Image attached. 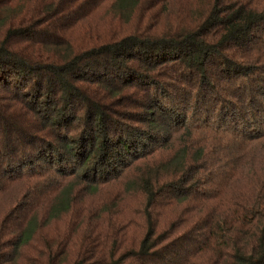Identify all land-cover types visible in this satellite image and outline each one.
Segmentation results:
<instances>
[{
    "label": "trees",
    "instance_id": "1",
    "mask_svg": "<svg viewBox=\"0 0 264 264\" xmlns=\"http://www.w3.org/2000/svg\"><path fill=\"white\" fill-rule=\"evenodd\" d=\"M28 1L0 0V264H264V0Z\"/></svg>",
    "mask_w": 264,
    "mask_h": 264
},
{
    "label": "rangeland",
    "instance_id": "2",
    "mask_svg": "<svg viewBox=\"0 0 264 264\" xmlns=\"http://www.w3.org/2000/svg\"><path fill=\"white\" fill-rule=\"evenodd\" d=\"M26 1H28V0H26ZM29 2V1H28ZM187 13V12H186ZM106 13H102V12H100V13H97V17L94 19V23L96 24V25H99V26H101V28H103V26L104 27H107V22L109 23V24H111V21H112V16H108L107 17V15H105ZM197 14V13H196ZM187 17L189 16L190 18L187 20V22L188 21H193L194 20V18H195V15L193 14V13H187V15H186ZM197 16H198V14H197ZM93 22V21H92ZM73 36V41L77 44V47L78 48H80V47H85V45H86V40H84V37L82 36V33H80L79 31H76V32H74V34L72 35ZM6 200V203L9 201V198H6L5 199ZM136 201L137 200H134L133 198H129V200H128V203L130 204V205H134L135 203H136Z\"/></svg>",
    "mask_w": 264,
    "mask_h": 264
}]
</instances>
